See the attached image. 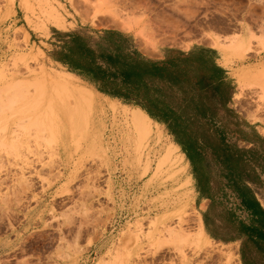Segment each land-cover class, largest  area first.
<instances>
[{
	"label": "rangeland",
	"instance_id": "374dc122",
	"mask_svg": "<svg viewBox=\"0 0 264 264\" xmlns=\"http://www.w3.org/2000/svg\"><path fill=\"white\" fill-rule=\"evenodd\" d=\"M56 28L121 32L150 57L216 49L246 138L231 139H264V0H0V264H242L227 227L207 232L218 205H199L193 167L163 161L165 128L139 143L130 107L49 60ZM202 166L218 192L219 165Z\"/></svg>",
	"mask_w": 264,
	"mask_h": 264
},
{
	"label": "trees",
	"instance_id": "16d2710c",
	"mask_svg": "<svg viewBox=\"0 0 264 264\" xmlns=\"http://www.w3.org/2000/svg\"><path fill=\"white\" fill-rule=\"evenodd\" d=\"M61 35L65 38L70 68L90 71L93 80L103 81V63H111L116 78H122L123 82L108 89L102 84L99 90L138 105L152 120L163 124L191 162L197 178L207 174L202 166L207 157L219 165L226 185L251 216L247 224L242 221L234 224L230 213L223 240L245 238L241 249L243 264H264V210L246 184L254 180L252 162L256 160L254 157L248 160L253 150L229 143L236 133L246 140L245 133L235 129L238 123L227 107L229 85L218 75L217 79L203 75L201 64L190 56L157 63L139 58L134 50L132 61L127 63L121 52L131 50L127 47L128 40L116 31H102L96 41L78 32ZM220 108L223 115L219 114ZM248 243L259 259L250 257Z\"/></svg>",
	"mask_w": 264,
	"mask_h": 264
},
{
	"label": "crops",
	"instance_id": "0c3cea01",
	"mask_svg": "<svg viewBox=\"0 0 264 264\" xmlns=\"http://www.w3.org/2000/svg\"><path fill=\"white\" fill-rule=\"evenodd\" d=\"M57 32V33H56ZM72 32H78L84 37H92L93 40H98L100 38L102 32L91 35L88 33L80 32V31H64L61 29L54 30V36L47 39L48 42L47 44L50 46L48 50V57L49 60L57 65L58 67L64 69L66 72L69 74L73 75V77L78 78L82 82L86 83L87 85L91 86L99 95L105 97L107 100L113 101L117 104H120L121 106H128L130 108H139L142 110L138 105H135L133 103H129L121 98L111 96L106 93H102L99 90L100 86H103L105 84V87L112 88L113 86L116 85V83L121 84L123 82L122 78L117 79L116 75L114 73V70L112 68L111 63H103V81H96L93 80L91 77L90 71H85V70H74L69 67L68 63L66 62L68 60L67 58V47L65 46V38L62 37L61 34H66V33H72ZM117 32V31H116ZM120 33L122 36L127 38V47L130 48L131 50H125L121 52V56L123 57L125 55V59L127 63H130L132 61V56L134 55V50L139 54V58L148 60L151 62H157V63H162L165 61H169L173 58H177L179 56H190L193 58L194 61H197L201 64L202 68V73L203 75L206 76H211L215 77V79L218 78L221 81L226 82L229 85V102L227 104V107L229 108V104L231 103V100L233 99L234 95V85L232 83V80L230 78L229 71L227 68L224 67L220 54L216 49L213 48H208V47H191L188 50H167L164 53L160 55V57H150V56H145L142 52H140L136 46L133 44L132 39L129 38V36ZM122 57L120 59H122ZM218 75V76H217ZM103 82V83H102ZM103 84V85H102ZM120 88H123L121 85ZM143 111V110H142ZM144 112V111H143ZM145 113V112H144ZM146 114V113H145ZM219 114L223 115V109H219ZM147 115V114H146ZM148 116V115H147ZM149 117V116H148ZM150 118V117H149ZM151 119V118H150ZM152 120V119H151ZM154 124L159 125L162 128H165L163 124H159L158 122H155L152 120ZM166 130V128H165ZM167 131V130H166ZM168 132V131H167ZM173 139V138H172ZM173 143L175 141L173 140ZM229 143L235 144L238 148L240 149H246V150H253V153L248 155V160L251 161L253 157L255 160L258 162H252V166L255 168V176L254 180L252 182H246L247 186L250 188L251 192L253 193L257 204L259 207L264 210V139L258 140V142H253V143H237L236 140H230ZM176 146H178L181 154L184 156V160H186L188 167L191 166V162L187 159L186 155L183 153L182 149L180 148L179 145L175 143ZM258 169L260 172H258ZM194 179L196 181V191L197 195L199 198V205L201 206V203L205 207L207 206L208 203H211L210 206H217V214L215 218L210 219L209 221V215L207 212H205L204 216V223L206 225V230L209 232V234L213 232V228L216 231L215 237L219 236V231L222 230L223 228L227 227L229 224L230 216L229 214H233V222L234 224L236 223L235 221H242L244 223H249V219L251 218L250 214L244 210V208L241 206V200L237 198L236 193L231 189L230 187L226 186V184L219 186L218 192H216L215 187L213 185L212 179H210V176L206 175L203 178H197L194 176ZM229 190L230 194L233 196V202L231 201V198L226 196V191ZM220 194V195H218ZM228 197V198H227ZM226 199V200H225ZM228 199V200H227ZM230 200V201H229ZM202 221V219H201ZM203 226V222H202ZM204 230V226H203ZM205 235L207 236L205 230H204ZM234 236V234L232 235ZM208 237V236H207ZM209 238V237H208ZM210 239V238H209ZM219 239V238H217ZM245 238H235L232 240L224 241L223 238H220L219 240L225 242L226 244H237L239 246V252H240V257H241V249L243 247V242ZM249 246V251H250V257L254 259H259L260 256L259 254L257 255L256 251L252 248V244L248 243ZM264 258V257H263ZM243 264V262H242ZM251 264V263H249Z\"/></svg>",
	"mask_w": 264,
	"mask_h": 264
},
{
	"label": "bare ground",
	"instance_id": "6f19581e",
	"mask_svg": "<svg viewBox=\"0 0 264 264\" xmlns=\"http://www.w3.org/2000/svg\"><path fill=\"white\" fill-rule=\"evenodd\" d=\"M73 93H74L73 95L77 98H82L85 96L81 91H77V92L75 91ZM123 111L125 113L124 115L128 119L127 122L129 123V127L131 128L130 130L134 134L133 135L135 138L134 140L138 141L141 144L147 142L152 137L154 132L153 129L154 123L152 122V120L139 108H129V109L125 108L123 109ZM155 126H157V124H155ZM162 159L165 162H169V163L171 162L172 164L181 165L182 171H185L184 156L180 153L179 148L178 146L175 145V143L170 142L169 145L165 147L164 155ZM188 180H191L190 177H188ZM167 232H169L170 234L175 233L174 231H169V230ZM192 239L197 244H201V243L204 244L209 242V240L204 234L201 220H199L197 233L195 236H193Z\"/></svg>",
	"mask_w": 264,
	"mask_h": 264
}]
</instances>
